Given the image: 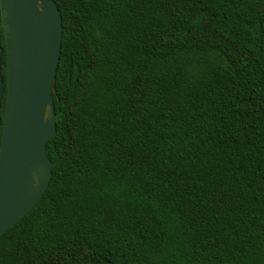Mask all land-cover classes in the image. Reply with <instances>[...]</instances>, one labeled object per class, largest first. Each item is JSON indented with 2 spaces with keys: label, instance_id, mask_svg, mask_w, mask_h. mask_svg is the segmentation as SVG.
<instances>
[{
  "label": "trees",
  "instance_id": "1",
  "mask_svg": "<svg viewBox=\"0 0 264 264\" xmlns=\"http://www.w3.org/2000/svg\"><path fill=\"white\" fill-rule=\"evenodd\" d=\"M54 1L52 175L0 264H264V0Z\"/></svg>",
  "mask_w": 264,
  "mask_h": 264
},
{
  "label": "water",
  "instance_id": "2",
  "mask_svg": "<svg viewBox=\"0 0 264 264\" xmlns=\"http://www.w3.org/2000/svg\"><path fill=\"white\" fill-rule=\"evenodd\" d=\"M6 52V101L0 114V235L46 191L52 162L46 143L56 132L53 80L62 42L54 0H0ZM0 43V106L2 99Z\"/></svg>",
  "mask_w": 264,
  "mask_h": 264
}]
</instances>
